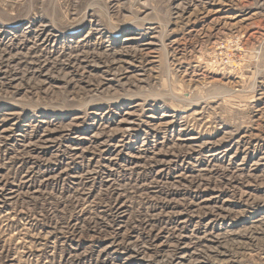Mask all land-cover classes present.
<instances>
[{"label": "rangeland", "instance_id": "rangeland-1", "mask_svg": "<svg viewBox=\"0 0 264 264\" xmlns=\"http://www.w3.org/2000/svg\"><path fill=\"white\" fill-rule=\"evenodd\" d=\"M0 264H264V0H0Z\"/></svg>", "mask_w": 264, "mask_h": 264}]
</instances>
